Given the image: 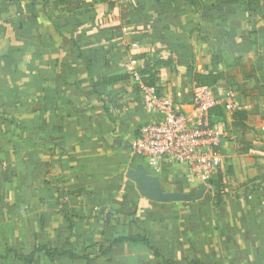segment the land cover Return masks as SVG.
<instances>
[{"label":"crops","instance_id":"1","mask_svg":"<svg viewBox=\"0 0 264 264\" xmlns=\"http://www.w3.org/2000/svg\"><path fill=\"white\" fill-rule=\"evenodd\" d=\"M157 1L0 0V256L46 245L70 256L38 264H264V0ZM131 57L140 70L157 62L155 86L181 106L198 92L194 73L254 66L240 92L210 90L232 92L247 114L242 132L224 111L214 121L238 136L213 210L150 202L126 178L141 163L129 144L151 121L123 69ZM185 171L149 174L196 193ZM142 232L161 257L114 243Z\"/></svg>","mask_w":264,"mask_h":264},{"label":"built area","instance_id":"2","mask_svg":"<svg viewBox=\"0 0 264 264\" xmlns=\"http://www.w3.org/2000/svg\"><path fill=\"white\" fill-rule=\"evenodd\" d=\"M131 48L136 50L138 44L133 43ZM136 65V58L131 57L123 69L139 91L151 121L138 127L129 144L132 153L155 175L163 167L185 168L187 181L198 188L206 186L208 192L223 166V152L233 139L227 131L214 127L209 111L217 107L229 114L240 110L235 96L229 92L217 99L207 89L181 106L155 85H147L149 72L146 67L137 69Z\"/></svg>","mask_w":264,"mask_h":264},{"label":"trees","instance_id":"3","mask_svg":"<svg viewBox=\"0 0 264 264\" xmlns=\"http://www.w3.org/2000/svg\"><path fill=\"white\" fill-rule=\"evenodd\" d=\"M192 4L196 2V0H189ZM156 3H159L157 0H155ZM158 63L154 64H146V69L147 72L150 74V78L146 81L147 85H155V66ZM255 77V68L252 64L249 63H243L240 60H237L234 65L230 66L227 69V72H215V73H208V74H202V73H194L192 76V80L194 82L195 88L197 89V93L203 92L204 90H212L215 85L219 81H224L228 87H236L237 91H241L242 86H244L248 81H251ZM209 114L213 116V125L215 124L216 119H222L223 115V110L221 108H214L209 111ZM231 118V127L234 130H239V131H246L247 128L245 126V122L247 121V114L244 110H237L231 113L230 115ZM4 122H7L9 125L12 124V122L6 118L3 119ZM16 126V125H12ZM228 133V131H227ZM218 174L215 176V179L213 181V194L215 191H217V187L215 186L216 184V177ZM219 199V198H218ZM220 199L218 205L220 204ZM197 202L194 203H181V205H196ZM189 219L190 216H189ZM155 221L153 220V224ZM121 242H128L132 244H141L149 248L153 256L156 258L161 257L158 250L154 247L150 246L149 239L146 235V233H137L135 236L132 237H121L118 238L117 240H114V243H121ZM67 253V252H58L57 249L54 248H49L46 245L42 246H37L36 248L32 249L30 252L27 253H17L13 252L9 249H5L3 254L0 256V260L6 259L9 255H12V258L15 260L14 262L17 264H38L39 263V255H41L43 258L50 259V256H61L62 254ZM69 254V253H67ZM70 256V254H69ZM167 263V262H164ZM190 264H201L198 262H191Z\"/></svg>","mask_w":264,"mask_h":264},{"label":"water","instance_id":"4","mask_svg":"<svg viewBox=\"0 0 264 264\" xmlns=\"http://www.w3.org/2000/svg\"><path fill=\"white\" fill-rule=\"evenodd\" d=\"M135 187L137 193L144 199L159 203H194L199 201L206 193V186H200L194 195L183 192H167L161 187L157 177L149 174L143 164H137L133 169H128L125 173Z\"/></svg>","mask_w":264,"mask_h":264},{"label":"rangeland","instance_id":"5","mask_svg":"<svg viewBox=\"0 0 264 264\" xmlns=\"http://www.w3.org/2000/svg\"><path fill=\"white\" fill-rule=\"evenodd\" d=\"M223 72H227V68H224ZM227 134H229L230 136H232L231 138H233V139H231L230 143H233L234 141L237 140V136L238 135L235 134L234 132L228 131ZM236 148H241V149L243 148V149H245V146L244 145H241L240 146V144H238L236 146ZM223 157H225V156H223ZM223 165H224V162H223ZM222 168L219 169L218 176L216 177V179H223L227 183V169H224V167H222ZM183 193H189V194H191L190 192H188V191L186 192L184 190H183ZM194 194L195 193H193L191 195H194ZM221 195H222V192H219L218 189H217V191H215L213 195H211V194L207 195V193H205L203 195V197L199 201H197V204L196 205H189V206H187V205H176V207L178 208L179 211L180 210H184V211L186 210V211L191 212V213H192L193 210H195V209L197 210V209H200V208L201 209L207 208L209 210L210 209L213 210V208L216 205H218L217 203H219L218 202L219 199L221 200ZM240 246L242 247V245H240ZM238 253H239L238 250L237 251L234 250L233 252L231 251L230 253L227 252V258L231 257V258L238 259V258H240V253L239 254Z\"/></svg>","mask_w":264,"mask_h":264}]
</instances>
